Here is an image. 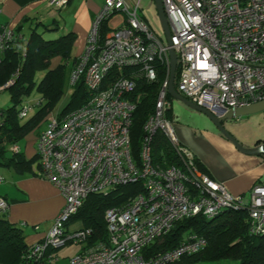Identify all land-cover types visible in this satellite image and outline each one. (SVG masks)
<instances>
[{"label": "built area", "instance_id": "1", "mask_svg": "<svg viewBox=\"0 0 264 264\" xmlns=\"http://www.w3.org/2000/svg\"><path fill=\"white\" fill-rule=\"evenodd\" d=\"M69 1L47 0L57 9ZM161 3L177 56L176 89L182 96L213 113L264 100V0ZM138 9V2L104 0L85 50L69 75L71 85L83 80L91 94L82 106L49 117L38 134L39 176L59 189L64 202L42 239L27 246L26 256L36 264H59L54 250L73 242L87 243L91 228L71 230L66 224L88 195L129 183H140L142 190L120 206L106 209L107 241L87 245L66 264H178L184 256L205 248L207 239L188 233L172 248L155 253L148 248L177 221L198 214L213 218L246 208L248 233L264 234V186H253L247 198L233 195L223 183L201 172L193 152L181 145L167 117L169 47L155 36ZM120 13L124 16L121 25L111 28L99 44L100 22ZM13 37L11 29H0V61ZM157 60L165 66L166 77L142 126L136 160L130 141L135 104L126 97L136 87L133 73L104 88L102 82L114 67H136L138 74L153 80ZM39 103L25 102L19 117L25 118ZM158 136L169 143L177 163L165 166L154 161L152 147ZM10 149L19 151L16 144ZM8 209L0 196V213Z\"/></svg>", "mask_w": 264, "mask_h": 264}, {"label": "trees", "instance_id": "2", "mask_svg": "<svg viewBox=\"0 0 264 264\" xmlns=\"http://www.w3.org/2000/svg\"><path fill=\"white\" fill-rule=\"evenodd\" d=\"M108 22V18L100 22L99 44L110 30ZM39 24L44 27L43 30H39L37 27ZM55 29L41 23L31 28L28 35L21 33V26L12 29L14 37L7 42L0 61V91L8 90L11 101L10 106L0 109V167H12L19 174L30 172L38 174L32 167L38 160L37 152L32 157L26 158L20 150L19 143L39 125L41 120L46 119L48 112L59 102L69 83L71 69L68 66V59L75 35L66 33L55 37L45 36V32L50 33ZM57 57L60 58V62L52 64L53 59ZM154 64L156 76L153 80H146L138 74L136 67H114L102 82L104 88L120 76L137 72L132 75L135 78L136 87L134 91L126 95L135 104L130 126V141L132 155L136 160L143 134L142 126L153 110L158 90L166 77L165 66L159 60ZM16 70V74L13 75ZM38 72H43V75L36 82L35 75ZM178 75L177 67L173 83L175 89ZM10 79L12 82L1 88ZM69 85L72 92L67 105L60 111L62 115L82 106L91 94L83 80ZM33 92L38 94V99L30 100ZM167 99L169 101L172 99L168 93ZM38 100L40 103L34 108L35 113L29 118L27 115L25 117L27 119L23 121L24 118H20L19 113L25 102L31 103ZM14 144L19 147L18 152L10 149ZM152 153L154 161L163 162L165 166L177 163L161 136L155 139ZM195 163L203 170L197 159ZM38 166L40 170L39 161ZM141 190L140 183H129L117 185L105 193L90 194L66 225L69 226L80 220L81 228L87 227L92 230L87 245H94L98 241L105 242L107 241L104 222L106 209L120 206ZM248 224L249 215L246 208L227 210L213 218H206L202 214L185 217L177 221L170 232L157 239L148 250L155 253L172 248L188 233H195L207 239V246L195 254L184 256L178 264H198L220 259L235 260L237 264H264V234L248 233ZM26 254L27 244L22 229L16 223L9 221L5 214H0V264H36L33 259L27 258Z\"/></svg>", "mask_w": 264, "mask_h": 264}, {"label": "crops", "instance_id": "3", "mask_svg": "<svg viewBox=\"0 0 264 264\" xmlns=\"http://www.w3.org/2000/svg\"><path fill=\"white\" fill-rule=\"evenodd\" d=\"M128 1L131 4L140 3V0ZM103 2L70 0L66 6L57 9L47 0H0V27L12 30L21 26V33L25 34L26 29L30 31L41 23L56 28L50 37L73 33L75 39L68 59V66L72 69L75 59L85 50L92 22ZM140 16L145 20L143 15ZM123 20V14L114 15L108 27L121 25ZM58 62L60 58L57 57L52 64ZM169 109L167 117L173 122L181 145L193 152L203 168H199L201 172L223 183L229 193L245 198L253 186H264V153H244L216 128L192 127L176 121V110L173 112L171 101ZM236 140L246 150L254 151L264 143V125L251 129L248 137H237ZM19 146L26 158L36 154V142H20ZM32 167L38 173V160ZM0 196L9 204L5 217L22 229L27 245L46 234L64 202L59 189L38 174H19L7 166L0 167Z\"/></svg>", "mask_w": 264, "mask_h": 264}, {"label": "rangeland", "instance_id": "4", "mask_svg": "<svg viewBox=\"0 0 264 264\" xmlns=\"http://www.w3.org/2000/svg\"><path fill=\"white\" fill-rule=\"evenodd\" d=\"M139 15H143L145 18V21L148 23L150 28L153 30V33L155 36L158 37V39L163 43L166 44L164 32L162 29V26L160 24V21L158 19V15L156 12L154 0H140L139 3V9H138ZM44 27L39 26V30H43ZM54 30H52L50 33H52ZM56 31V30H55ZM61 31V30H59ZM26 35L29 33V30L26 29L24 32ZM49 32H45V36H53V34H50ZM59 36V34H56V36ZM133 73V72H131ZM137 72H134L133 74H136ZM43 72H38L35 75V81L38 82L40 78L42 77ZM175 80V76H174ZM69 82V81H68ZM174 83V81H173ZM66 86L64 93L61 96V99L56 104V106L48 112L46 118L51 117L54 114L60 113V111L67 105L72 88L69 85ZM174 86V85H173ZM38 99V94L33 92L30 95V100ZM11 101L9 97L8 90H2L0 91V109H5L8 106H10ZM171 105L173 112H176V121L185 123L188 125H191L192 127H209V128H216L218 129L212 122V120L206 116L205 114H202L196 110L191 109L186 104H184L182 101L172 98L171 99ZM180 110V111H179ZM187 110L191 111L192 113H188ZM35 109L31 110L28 114L29 118L32 114L35 113ZM27 118H24L26 120ZM46 119L41 120L39 125L32 130L21 142H36V137L39 133H41L45 127H46ZM264 125V111L253 113L247 116H241V117H231L229 119L224 120L222 122V126L224 129L229 133L232 134L234 138L237 139V137H248V132H250L253 128H261ZM236 135V136H235ZM166 147L169 149V143L164 142ZM110 189L106 188L103 192H108ZM44 224V223H43ZM43 224H41V228L43 227ZM82 227V224L80 220H77L69 225V229H79ZM83 244L81 243H69L61 248L56 249L53 251V255L58 256L57 263L59 264H66L68 262V259L71 257H74L82 250ZM201 264H237L235 260L231 259H220L217 261H205Z\"/></svg>", "mask_w": 264, "mask_h": 264}, {"label": "water", "instance_id": "5", "mask_svg": "<svg viewBox=\"0 0 264 264\" xmlns=\"http://www.w3.org/2000/svg\"><path fill=\"white\" fill-rule=\"evenodd\" d=\"M156 12L158 15V19L160 21V24L162 26L164 36H165V41L166 45L169 47L168 48V56L170 59V71H169V79H168V93L172 98H176L180 101H182L184 104H186L188 107H190L193 110H196L202 114H205L208 116L213 124L218 128V130L226 137L228 138L240 151L244 153H264V143L258 146L254 151L251 150H246L241 146V144L231 135L229 134L224 127L222 126V122L224 120L229 119L231 117H241V116H247L253 113L261 112L264 111V100H261L259 102H256L254 104H251L246 107L242 108H237L234 111L232 110H226L224 107L220 109L219 112L213 113L203 107H200L185 97H183L181 94H179L174 86H173V81H174V76L176 72V67H177V56L174 51V49L171 47V39H170V30L168 26V21L164 12V8L162 6L161 0H154Z\"/></svg>", "mask_w": 264, "mask_h": 264}, {"label": "clouds", "instance_id": "6", "mask_svg": "<svg viewBox=\"0 0 264 264\" xmlns=\"http://www.w3.org/2000/svg\"><path fill=\"white\" fill-rule=\"evenodd\" d=\"M148 24V23H147ZM177 68V67H176ZM70 83V82H69ZM6 87V86H5ZM4 88V87H3ZM176 90V89H175ZM177 91V90H176ZM178 92V91H177ZM179 93V92H178ZM169 94V93H168ZM180 94V93H179ZM184 97V96H183ZM187 99V98H186ZM170 102V101H169ZM168 112V111H167ZM58 115H62V114H60V113H58ZM48 121V118H46V122ZM171 121V120H170ZM172 122V121H171ZM172 124H173V122H172ZM38 137V136H37ZM36 143H37V141H36ZM169 150V149H168ZM36 152H37V150H36ZM196 159V158H195ZM39 161V160H38ZM40 171V170H39ZM38 175H39V172H38ZM40 177V176H39ZM41 178V177H40ZM43 179V178H42ZM102 193H104V192H102ZM2 197V196H1ZM4 198V197H3ZM5 199V198H4ZM6 200V199H5ZM0 214H6V213H0ZM105 222V221H104ZM68 228H69V226H67ZM42 239V238H41ZM40 239V240H41ZM39 241V240H38ZM34 243V242H33ZM29 245V244H28ZM27 245V246H28ZM83 246H85L84 248H86V246H87V243L86 244H83ZM83 247H82V249H84ZM55 251V250H54ZM82 251V250H81Z\"/></svg>", "mask_w": 264, "mask_h": 264}]
</instances>
